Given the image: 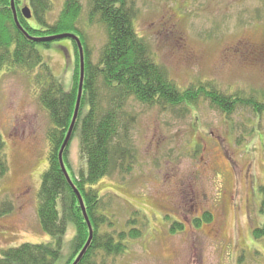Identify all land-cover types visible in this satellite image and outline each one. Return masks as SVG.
<instances>
[{"label": "rangeland", "instance_id": "374dc122", "mask_svg": "<svg viewBox=\"0 0 264 264\" xmlns=\"http://www.w3.org/2000/svg\"><path fill=\"white\" fill-rule=\"evenodd\" d=\"M27 1L19 7L24 9ZM48 1L44 15L54 23L67 0ZM80 1L77 27L58 35L85 36L96 63L108 40L107 28L97 16L91 19L90 0ZM133 1L139 10L134 21L138 35L180 88L210 81L228 94L264 97V0ZM27 21L43 27L34 15ZM37 48L54 76L71 87L73 39ZM37 74L7 64L0 76V133L10 166L0 178V259L9 248L52 239L37 212L51 126L38 100ZM101 90L106 106L104 97L111 94ZM123 111L137 117L131 127L137 159L131 172L105 176L92 187L117 228L135 215L143 235L129 240L124 254L108 255V264H264V239L253 235L264 222V114L240 108L226 115L204 100L163 110L134 97ZM70 162L74 170H87L79 157V138L72 139ZM8 202L10 212L5 211ZM206 212L212 213L210 221L203 219ZM176 222L184 227L173 232ZM74 232L70 226L65 240Z\"/></svg>", "mask_w": 264, "mask_h": 264}, {"label": "trees", "instance_id": "16d2710c", "mask_svg": "<svg viewBox=\"0 0 264 264\" xmlns=\"http://www.w3.org/2000/svg\"><path fill=\"white\" fill-rule=\"evenodd\" d=\"M14 1L19 22L33 39L18 27L11 0H0V76L7 64L27 72L38 71L35 76L39 85L38 100L48 113L51 126L47 132L49 164L42 174L37 212L42 229L52 239L47 243H23L9 248L3 251L0 264H73L88 242L90 229L78 195L62 170L60 150L75 115L80 84V52L78 43L73 40L76 67L72 86L68 88L54 76L37 45L42 43L49 48L51 41L39 39L41 36L58 35L65 28H76L82 3L80 0H67L58 21L48 23L44 14L51 3L48 0H29L33 15L43 25L34 28L20 10L21 0ZM90 2L91 19L97 16L106 25L108 40L98 62L94 63L85 36H81L85 50L83 92L78 117L63 157L73 183L84 198L93 228L92 241L78 264H108V255L124 254L130 249L128 241L143 235L139 217L135 215L126 221L125 227L117 228L114 216L104 212L100 193L92 187L105 176L131 172L137 159L131 136V127L137 117L124 113L127 100L134 97L144 105L159 106L163 110L195 105L204 100L226 115L240 108H250L257 115H262L264 97L244 96L242 92L228 94L210 81L180 88L151 56L148 42L138 35L134 21L139 10L133 0ZM104 88L111 94L109 98L104 97L106 106L103 105L104 93L101 90ZM75 138H79V157L87 170L84 167L74 170L70 162V145ZM9 170L5 141L0 133V178H4ZM261 192L264 193V186ZM6 205L5 211L10 212L13 204L8 202ZM261 212L264 214V199ZM203 219L210 221L212 213H204ZM199 222L200 219L195 220L197 225ZM70 226L75 232L67 241L65 236ZM183 227V223L176 222L171 231L176 232ZM253 235L255 239H264V222L253 230Z\"/></svg>", "mask_w": 264, "mask_h": 264}, {"label": "water", "instance_id": "95a60500", "mask_svg": "<svg viewBox=\"0 0 264 264\" xmlns=\"http://www.w3.org/2000/svg\"><path fill=\"white\" fill-rule=\"evenodd\" d=\"M11 4H12V8H13V11H14V15H15V19H16L18 27L21 30H23L28 36H30L27 33V31L22 27L20 22H19L18 12H17L16 6H15V1L11 0ZM22 13H23L24 17L27 18V19H30L32 17V11H31L30 7H25L24 9H22ZM30 37L33 39L32 36H30ZM63 37H70V38L74 39L78 43L79 52H80V61H81L80 62L81 71H80L79 94H78V99H77L75 115H74V118L72 120V124H71L70 130H69V132L67 134V137H66V139H65V141H64V143L62 145V148L60 150V163H61L62 170H63L67 180L69 181V183L71 184V186L74 188L75 192L78 195L82 211L84 213L85 219H86V221L88 223V226H89V229H90V236H89L88 242H87L86 246L83 248V250L81 251V253L79 254V256L77 257V259L73 263V264H78L80 262V260L82 259V257L84 256V254L86 253V251H87V249H88V247H89V245H90V243L92 241L93 228H92V223H91L90 218H89L88 213H87V209H86L84 198L82 197V195H81L80 191L78 190V188L73 183V180H72V178H71V176H70V174L68 172L67 166H66V164L64 162L63 154H64L65 148L67 147V145H68V143H69V141L71 139V136H72V133H73V128L75 126V123H76V120H77V117H78V113H79L80 104H81V98H82V92H83V84H84V75H85V50H84L83 44L81 42V39L76 34H60V35H53V36H48V37L43 36V37H40L39 39L52 41V40L60 39V38H63Z\"/></svg>", "mask_w": 264, "mask_h": 264}, {"label": "flooded vegetation", "instance_id": "af4514ba", "mask_svg": "<svg viewBox=\"0 0 264 264\" xmlns=\"http://www.w3.org/2000/svg\"><path fill=\"white\" fill-rule=\"evenodd\" d=\"M26 3H28L29 5H31L30 2H28V1H27ZM20 9H21V8H20ZM32 10H33V9H32Z\"/></svg>", "mask_w": 264, "mask_h": 264}, {"label": "bare ground", "instance_id": "6f19581e", "mask_svg": "<svg viewBox=\"0 0 264 264\" xmlns=\"http://www.w3.org/2000/svg\"><path fill=\"white\" fill-rule=\"evenodd\" d=\"M77 35V34H76ZM78 36V35H77Z\"/></svg>", "mask_w": 264, "mask_h": 264}]
</instances>
